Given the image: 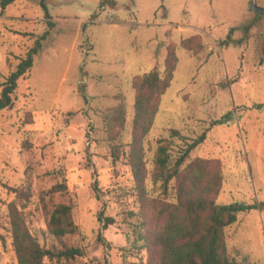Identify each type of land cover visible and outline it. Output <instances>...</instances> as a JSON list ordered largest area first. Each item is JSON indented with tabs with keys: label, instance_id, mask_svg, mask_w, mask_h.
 <instances>
[{
	"label": "rangeland",
	"instance_id": "obj_1",
	"mask_svg": "<svg viewBox=\"0 0 264 264\" xmlns=\"http://www.w3.org/2000/svg\"><path fill=\"white\" fill-rule=\"evenodd\" d=\"M99 1L49 0L54 26L18 79L12 106L0 111V264H17L8 204L21 187L30 191L26 222L39 242L80 251L46 258L49 264L145 258L134 246L130 214L139 209L127 157L132 79L161 71L168 44L178 62L143 140L146 188L174 200L173 179L166 194L163 178L153 174L160 141L169 165L196 141L188 161H220L216 202L248 205L225 228L229 257L264 264V16L256 18L249 0H115L114 7ZM255 2L264 8V0ZM45 29L39 0H15L0 13V84ZM194 35L203 44L199 52L180 45ZM117 105L125 121L114 138L109 119ZM56 183L67 186L77 227L60 240L48 232L40 203ZM45 197L50 209L65 200L58 192ZM100 213L113 220L105 229ZM99 230L108 246L97 240Z\"/></svg>",
	"mask_w": 264,
	"mask_h": 264
},
{
	"label": "trees",
	"instance_id": "obj_2",
	"mask_svg": "<svg viewBox=\"0 0 264 264\" xmlns=\"http://www.w3.org/2000/svg\"><path fill=\"white\" fill-rule=\"evenodd\" d=\"M15 0H0V13ZM49 0H39L47 29H45L20 58L14 70L0 84V111L10 108L13 104V93L17 81L31 68L34 55L41 49L42 40L47 37L54 26L48 9ZM108 4L115 6V0H100L99 6ZM256 18L264 14L255 13ZM84 26V25H83ZM180 45L193 52H199L203 44L198 35L180 40ZM178 57L174 44H168L163 60V69L135 75L132 86L135 91L134 114L131 123V139L128 143V164L135 183L139 209L130 214L135 218L131 222L133 231L137 232L134 246L137 252L145 251V258L128 264H242L229 257L225 228L237 220V213L248 208L240 202L217 203L216 198L222 184L220 161L217 158L196 157L188 161L190 151L196 141L188 144L183 152L169 165V154L163 141H160L155 158V177L163 178L164 191L168 194L167 184L173 179L172 192L174 200L160 198L149 193L145 185V161L143 140L150 131L158 111L161 95L169 87ZM28 120L31 122L30 113ZM125 113L122 105H117L110 116V129L116 138L119 129L123 127ZM204 134L201 135L203 139ZM112 157H119L120 145L112 146ZM166 187V188H165ZM96 184H94V189ZM15 199L8 204L9 224L12 246L17 264H49V260L69 258L79 254L74 249L59 250L45 246L32 233L26 222L25 208L30 200L28 188H14ZM59 193L65 200L53 205H46V197ZM165 194V195H166ZM41 207L46 216V227L57 239L76 231L73 219V203L65 183H56L40 194ZM261 208V204H258ZM107 228L113 220L98 215ZM97 240L108 246L101 230ZM248 264V263H244Z\"/></svg>",
	"mask_w": 264,
	"mask_h": 264
},
{
	"label": "water",
	"instance_id": "obj_3",
	"mask_svg": "<svg viewBox=\"0 0 264 264\" xmlns=\"http://www.w3.org/2000/svg\"><path fill=\"white\" fill-rule=\"evenodd\" d=\"M249 7L252 9L255 13L264 14V8L260 7L256 4L255 0H249Z\"/></svg>",
	"mask_w": 264,
	"mask_h": 264
}]
</instances>
